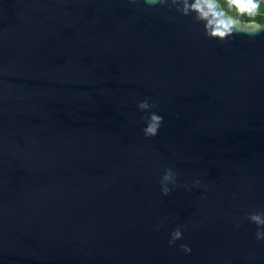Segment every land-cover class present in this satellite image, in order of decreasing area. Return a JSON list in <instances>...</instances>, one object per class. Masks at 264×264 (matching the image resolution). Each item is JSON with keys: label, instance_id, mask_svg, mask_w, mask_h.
I'll return each mask as SVG.
<instances>
[{"label": "water", "instance_id": "obj_1", "mask_svg": "<svg viewBox=\"0 0 264 264\" xmlns=\"http://www.w3.org/2000/svg\"><path fill=\"white\" fill-rule=\"evenodd\" d=\"M183 7L0 0V264H264V22Z\"/></svg>", "mask_w": 264, "mask_h": 264}, {"label": "clouds", "instance_id": "obj_2", "mask_svg": "<svg viewBox=\"0 0 264 264\" xmlns=\"http://www.w3.org/2000/svg\"><path fill=\"white\" fill-rule=\"evenodd\" d=\"M135 2V0H132ZM181 0H171L172 4H177ZM184 7L182 9L184 15H188L189 10L197 13L196 20L204 24L205 33L209 38L226 40L233 37L235 33L242 32L241 21L226 14L220 7L218 0H195V3L189 6L188 0H182ZM150 5L167 4L168 0H146ZM230 7L236 9L238 16L255 17L260 8V0H228ZM252 31L247 32L249 35H257L264 27L258 23L250 25ZM152 107L148 101H142L139 104L141 110H148ZM163 118L155 113H152L148 120L147 126L144 128L145 135L153 137L157 135L158 130L162 124ZM176 174L172 169H167L162 178V191L165 195L169 194L171 189L167 186L169 183L175 184ZM197 183H199L197 181ZM248 219L264 229V213H252ZM240 225L237 224V227ZM257 239L264 240V230L257 231ZM182 238V232L177 229L172 233L170 244H174L176 240ZM185 252L190 253L191 249L187 245H181Z\"/></svg>", "mask_w": 264, "mask_h": 264}, {"label": "trees", "instance_id": "obj_3", "mask_svg": "<svg viewBox=\"0 0 264 264\" xmlns=\"http://www.w3.org/2000/svg\"><path fill=\"white\" fill-rule=\"evenodd\" d=\"M218 1L228 13H230L232 16L236 18L243 19L246 21H257L260 23L264 22V0H260V8L258 14L255 17H251V18L248 16H243V17L238 16L236 9L229 6L228 0H218Z\"/></svg>", "mask_w": 264, "mask_h": 264}]
</instances>
